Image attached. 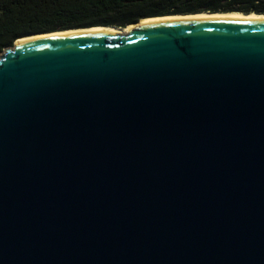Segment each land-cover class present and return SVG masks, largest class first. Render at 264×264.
Returning a JSON list of instances; mask_svg holds the SVG:
<instances>
[{"label": "water", "instance_id": "water-1", "mask_svg": "<svg viewBox=\"0 0 264 264\" xmlns=\"http://www.w3.org/2000/svg\"><path fill=\"white\" fill-rule=\"evenodd\" d=\"M140 20L0 53V264H264V20Z\"/></svg>", "mask_w": 264, "mask_h": 264}, {"label": "trees", "instance_id": "trees-1", "mask_svg": "<svg viewBox=\"0 0 264 264\" xmlns=\"http://www.w3.org/2000/svg\"><path fill=\"white\" fill-rule=\"evenodd\" d=\"M264 14V0H0V53L22 36L89 26L125 28L168 14Z\"/></svg>", "mask_w": 264, "mask_h": 264}, {"label": "bare ground", "instance_id": "bare-ground-1", "mask_svg": "<svg viewBox=\"0 0 264 264\" xmlns=\"http://www.w3.org/2000/svg\"><path fill=\"white\" fill-rule=\"evenodd\" d=\"M207 17L254 18V19H258V20H264V14L254 13V12L244 13V12H240V11H229V12H214V13L200 12V13H191V14H183V15L176 14V15L152 16V17L143 18L140 21L156 20V19L207 18ZM128 27H130V25L126 26L125 28L97 25V26H91V27L82 28V29L101 28V29L109 31V32L124 33L128 29ZM82 29L55 31V32L49 33V35H57V34H61V33L68 32V31H77V30H82ZM35 36H41V35H35ZM30 37H33V36L16 39V42L21 41V40L26 39V38H30Z\"/></svg>", "mask_w": 264, "mask_h": 264}, {"label": "rangeland", "instance_id": "rangeland-1", "mask_svg": "<svg viewBox=\"0 0 264 264\" xmlns=\"http://www.w3.org/2000/svg\"><path fill=\"white\" fill-rule=\"evenodd\" d=\"M120 28V27H119Z\"/></svg>", "mask_w": 264, "mask_h": 264}]
</instances>
